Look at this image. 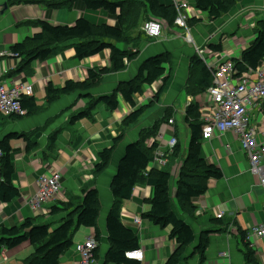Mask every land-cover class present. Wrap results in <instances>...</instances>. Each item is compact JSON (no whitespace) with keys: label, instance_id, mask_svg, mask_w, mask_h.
I'll return each mask as SVG.
<instances>
[{"label":"crops","instance_id":"0c3cea01","mask_svg":"<svg viewBox=\"0 0 264 264\" xmlns=\"http://www.w3.org/2000/svg\"><path fill=\"white\" fill-rule=\"evenodd\" d=\"M15 1L18 0H0V85L7 88L17 85L31 86L32 96L27 98H33L36 105L43 108L46 106L45 88L48 84L58 89L62 88L68 81L83 82L87 79L88 70L109 66V51L79 61L75 58L74 50L68 47L46 61L32 62L28 67L32 71L29 76L26 75L28 72L25 70L13 74L17 70L19 60L15 57L16 55L10 52V47L40 31V29L34 27H16L17 23L45 20L56 26H72L77 19L82 17L93 23L100 21V23H106L110 26L114 25L111 20H107L108 22L98 20V18L105 19L106 14L90 12L80 6L48 12L44 4L22 3L13 7L9 5ZM35 1L48 2L50 0ZM168 2L170 3L169 0ZM241 3V7L238 3V6H235L228 14L213 20L215 33L209 36L207 31L205 33L204 30H200V27L203 26L200 21L203 20L204 13L195 10V0H187L191 13L198 14L190 15L189 18L196 21L191 27L189 26V29L196 28L195 31L189 30L184 33L183 29L177 26L169 28L161 24V35L157 38L158 40L155 39L157 41L154 44L141 46V53L139 52L132 61H129L123 71L104 76L100 83L89 92L95 97L111 95L119 83L132 80L138 75L144 60L160 53H171L173 61L166 68L167 82L159 100V106H162L163 110L169 109V117L166 123H161L158 136L150 140L148 145L155 142V151L163 150L166 148V143L171 138H175L181 149L180 157L176 159L178 160L176 166H173L171 172H169L172 176L170 200L172 201L173 212L176 215L178 214L177 216L183 217V220L191 226L195 240L186 249L180 264H199L198 257L193 255V250L198 243L200 233L205 230L218 231L212 233L209 237L205 264H246L240 250L242 245L238 233H246L247 230L264 223V196L261 188L258 181L249 172L248 159L238 138L228 132L215 133L210 140L202 141V157L217 166L222 172L220 180H210L208 182L206 193L196 202L197 214L203 217L192 220L182 214L176 204L173 203L178 172L188 152L190 132L185 122L186 110L191 104H197L203 118L209 108H204L206 98L209 99L206 93L203 94L204 99L203 97L189 96L185 93L184 87L189 77L188 64L192 57H197L195 48L207 47L210 49V45H219L221 51H212L203 55L204 59L200 58L206 67L209 64L216 67L227 59L233 64L232 59L239 58L241 51L255 39L256 25L260 22L264 23V0H242ZM179 30L180 33H178ZM223 46H226L228 50L225 51ZM181 58H186L189 62L181 64L178 62ZM175 66H178L177 70L173 69ZM207 69L210 73L212 72L208 67ZM250 73L253 72L242 76ZM160 86L161 82H157L150 87L146 86L142 97L136 96L134 98L136 106L148 104L154 93L152 88ZM85 103L86 100L80 98V93L75 92L60 98L54 103L47 104L48 108L42 109L40 112L26 115L14 121H0V141L8 133H27L45 125L44 131L33 142L34 148L28 151L22 140L10 142L13 150L11 154L14 168L13 183L19 190L20 197L10 203L0 202V228L18 226L26 219H31L36 226L49 225L54 228L60 223L65 213L50 215L51 209L58 206L59 202L63 200L81 195L83 185L91 179L92 169L98 161V154L103 149L111 146L113 139L118 135V127L122 120L132 111L131 107L123 102L120 97L118 108L113 112L107 111L103 105L97 106L91 120H80L71 127V130L79 137L76 150L79 157H74L75 159L70 162L65 160H68V156L72 155V153H69L71 149L67 148L70 144L64 137L59 136L56 151L50 153L47 159H43L41 149L48 135L67 125L69 121L70 116L65 112L69 110L70 106H74V110H81ZM259 105V103L253 102L247 106L253 127H259L263 122V113ZM155 121L156 119L148 120L128 132L116 146L109 166L97 177L94 188L100 201L97 222L99 240L96 241V256L90 264H107L105 255L109 250L110 243L107 235L106 219L113 203L109 186L117 171L118 164L124 156L126 146L137 141L140 130L151 127ZM169 121H172V123L170 124ZM200 121L202 125L203 120ZM171 155L168 157L167 165L163 170L168 168ZM150 164L149 166H151ZM57 171L63 176L62 195L60 198L44 203L39 211H31L25 204V200L37 192V180L41 176H49ZM152 195L153 191L150 187L146 185L136 186L132 191L130 200L125 201L121 208L122 223L135 231L139 237V249L143 252V259L140 262L135 261L138 264H164L175 249L174 241L169 238L170 228H160L142 220L141 214L148 212L150 209L146 201ZM221 213V218L230 222L227 231H220L223 225L209 222V219L217 218V214ZM135 221H139L138 224ZM89 237L94 238V230L80 228L74 235L73 246L63 254L59 264H76L79 255L75 250V245L83 243ZM246 242L253 250L257 263L264 264V238H250ZM32 252L33 248L29 243H24L11 251L3 250L0 264H22V261ZM222 254H225L226 257H221Z\"/></svg>","mask_w":264,"mask_h":264},{"label":"trees","instance_id":"16d2710c","mask_svg":"<svg viewBox=\"0 0 264 264\" xmlns=\"http://www.w3.org/2000/svg\"><path fill=\"white\" fill-rule=\"evenodd\" d=\"M241 1L195 0L194 7L197 12L204 13L208 19L213 21L228 14ZM22 3L44 4L48 12L80 6L90 12H102L114 22L113 26L106 23L94 24L81 17L72 26H56L45 20L16 24V27H34L40 31L10 47V52L16 55L15 57L19 60L17 70L13 74L25 70L28 72L26 75L29 76L32 71L28 67L32 62L46 61L68 47L74 50L75 58L79 61L109 51V66L88 70L85 81H68L58 89L51 84L46 86V104L54 103L75 92L80 93V98L86 100L85 107L69 118L65 128L54 131L49 137V148L55 145V138L60 131L70 130L73 132L71 127L75 123L83 119L91 120L94 110L99 105H103L107 111L113 112L118 108L120 97L132 109L118 127L119 134L113 139L111 146L98 154V161L92 169L91 179L83 185L81 195L72 196L66 202H59L58 206L51 209L50 215L66 212L58 227L50 230L49 225L36 226L31 219H26L18 226L0 228V257L3 250L11 251L24 243H29L33 252L22 261V264H59L63 254L73 246L74 235L80 228L93 229L94 240H99L97 222L100 201L94 188L97 177L109 166L113 152L117 144L122 141L125 131L137 124L144 113L159 102L167 82L165 72L171 63L170 55L165 52L144 60L138 75L132 80L119 83L111 95L94 97L89 92L100 83L104 76L123 71L126 64L138 55V51L134 49L143 39L140 35L143 32L138 30L140 23L156 21L171 28L175 26L178 12L173 5L162 4L159 0H50L48 2L18 0L9 5L13 7ZM140 10H144L143 16H139ZM135 13L137 14L135 15ZM195 22L194 19H190L187 21V26L189 27ZM254 32L255 39L241 51L238 59H232L235 79L240 78L243 74L257 71L264 62V23H258ZM118 44L129 46V49H121ZM209 47L211 51H221L219 46L210 45ZM190 65L188 81L184 87L185 93L189 96L205 94L212 84L210 71L196 56L191 58ZM157 82H161V86L154 92L150 102L137 107L134 98L142 96L146 86L150 87ZM21 106L26 110L27 115L37 113L41 109L33 98H22ZM18 118L22 117L0 116V121H14ZM201 119L200 107L197 104H191L185 114V122L190 132L188 152L178 172L173 201L179 211L192 220L203 217L197 214L196 202L206 193L208 182L210 180L218 181L222 178L219 168L209 163L201 155L203 141ZM159 126L160 123H156L143 129L138 140L126 146L124 156L111 179L109 188L113 196V203L106 219L110 243L109 250L105 255L107 264H138L128 260L126 253L139 249V237L135 231L124 226L120 213L123 203L130 200L133 189L139 185H146L153 191L152 197L146 201L150 209L141 214L142 220L160 228H170L169 238L175 243L174 251L164 264H180L186 249L195 240L191 226L180 220L173 212L170 200L171 174L163 169H148L156 149V143L153 142L146 147L145 142L157 137ZM37 131L39 130L22 134L8 133L0 141L2 177L0 202L10 203L20 197L19 190L13 183L14 168L11 160L13 150L10 142L22 140L28 151L35 146L32 138ZM180 154L181 149L177 145L169 158V164L171 160L179 159ZM209 222L223 225L220 231H227L230 225L229 221L222 218H211ZM217 232L205 230L200 233L198 243L193 250V255L198 257L199 264H205L209 237L212 233ZM238 235L245 263L258 264L253 250L245 240V232H239ZM94 256H96V251H94Z\"/></svg>","mask_w":264,"mask_h":264},{"label":"built area","instance_id":"2783aa9c","mask_svg":"<svg viewBox=\"0 0 264 264\" xmlns=\"http://www.w3.org/2000/svg\"><path fill=\"white\" fill-rule=\"evenodd\" d=\"M170 3L178 12L175 25L188 31L189 12L187 10L190 7L184 0H170ZM144 29L148 37L157 39L161 35L162 26L156 21H147ZM207 67L212 71L213 82L212 86L206 91L210 106L207 109L206 116L202 118V140L208 141L215 133L222 134L224 132L231 133L234 137H237L248 159L249 172L258 181L264 196V63L257 71L244 75L239 79L233 78L234 67L228 59L222 61L216 67L211 64L207 65ZM31 96V86L17 85L7 88L4 85H0V116H25L27 112L21 106V99ZM253 102L260 104L259 107L263 113V122L259 127L251 125L247 111V106ZM169 123L171 124L172 121H169ZM176 145L177 140L171 138L166 143L165 149L155 151L149 169H164L167 165L168 157L173 153ZM37 185V192L30 198L32 199L29 207L31 211H39L44 203L60 198L62 192L61 174L57 171L50 176H41L37 180ZM221 216L222 213L217 214V218H221ZM250 238H264V223L246 231L245 240L249 241ZM96 246L97 244L93 237L87 238L83 243L76 244L75 250L79 255V260L76 264H90L93 261ZM221 257H226V255L222 254ZM126 258L140 262L143 259V252L140 249L134 250L126 253Z\"/></svg>","mask_w":264,"mask_h":264},{"label":"rangeland","instance_id":"374dc122","mask_svg":"<svg viewBox=\"0 0 264 264\" xmlns=\"http://www.w3.org/2000/svg\"><path fill=\"white\" fill-rule=\"evenodd\" d=\"M162 4H165V5H168V4H171V3H169L168 2V0H159ZM166 1V2H165ZM170 1V0H169ZM184 2H186L187 3V0H184ZM242 3L241 2H239V7H241L240 5H241ZM236 6H238V4L236 5ZM190 7V6H189ZM235 7V6H234ZM191 9V8H190ZM190 9H188L187 10V12H189V15H198L197 13H195V12H192L191 13V10ZM137 13H135V15H136ZM138 14H139V16H143V14H144V10H140V12H138ZM192 17V16H191ZM199 17H200V15H199ZM202 18H203V20L202 21H200L201 23H203V26H201L200 27V30H204V32L206 33V31H207V35H212V34H214L215 32H214V29H215V24L213 23V21L212 20H210V19H208L207 18V16L204 14V16H202ZM98 20H101V22H104V21H110V19L107 17V15H105V19H101V18H98ZM144 20V19H143ZM154 20V19H153ZM107 21V22H108ZM112 21V20H111ZM100 23V21H98V22H94V24H99ZM143 23V22H142ZM142 23H140V25H139V31L140 32H143V34L142 33H140V35H141V37H143V39H142V41H141V43L138 45V46H136L137 48H135L134 50H137L138 51V53L140 52L141 53V51H140V47L141 46H143L144 44H146V45H149V44H154L157 40H155V39H152V38H150V37H148V35H147V33H146V31H145V29H144V25H145V23H143V25H142ZM159 23V22H158ZM160 24V23H159ZM161 25V24H160ZM163 25V24H162ZM161 25V26H162ZM191 25H193V24H191ZM191 25H189L190 27H191ZM180 29H182L181 27H179ZM189 28V27H188ZM187 28V29H188ZM199 28V27H198ZM198 28H197V30H198ZM174 29V28H173ZM189 30H192V31H195L196 30V28H192V29H188V31ZM188 31H186V32H188ZM183 32L185 33V30H183ZM178 33H180V30L178 31ZM145 36V37H144ZM147 38V39H146ZM219 46V45H218ZM118 47L119 48H121V49H126V48H128L129 49V46H126V45H121V44H118ZM223 49L225 50V51H227L228 49H227V47L226 46H223ZM195 52H198V53H196V55H197V57H198V59H200V58H203V55H206V54H209V53H211L212 51L210 50V49H208L207 47H202V48H196L195 49ZM165 53V52H164ZM167 53H169V52H167ZM169 55H170V58H171V61H173L172 60V55H171V53H169ZM178 62H180L181 64H185V63H187V62H189V60L188 59H186V58H181V59H179V61ZM189 68H191V65H190V63L188 64V71H189ZM173 69H175V70H177L178 69V66H175ZM188 81V80H187ZM153 90H154V92H156V90L158 89L157 87H153L152 88ZM145 92V91H144ZM154 94V93H153ZM198 97H203V99H204V95L203 94H199V95H197ZM95 97V96H94ZM142 97V96H141ZM152 98V97H151ZM206 98V97H205ZM209 99H207L206 98V103L204 104V108H207V107H209L210 106V101H208ZM84 107H85V105H84ZM83 107V108H84ZM46 108H48V106H47V104H46V106H44V108H41L38 112H40L42 109L43 110H45ZM74 106H70V108H69V110L68 111H66L65 113L68 115V116H74V115H76V113L78 112V111H80V109H75L74 110ZM83 108H81V110L83 109ZM163 107L161 106H159V102L156 104V105H153L152 106V108L150 109V110H148V111H146V113H145V115L144 116H142L140 119H139V121H138V123L137 124H135L134 126H132V127H130L129 129H127L126 131H125V133L123 134V138L127 135V133L128 132H130L133 128H136V127H138L139 125H141V124H143V123H145L146 121H148V120H155L156 119V121L152 124V126L154 125V124H156V123H160V125H161V123H166V121L168 120V117H169V109H165V110H163L162 109ZM163 112V113H162ZM163 114V115H162ZM27 115V114H26ZM25 115V116H26ZM159 115H162V116H159ZM25 116H23V117H25ZM159 116V117H158ZM10 117V116H9ZM17 117V116H16ZM69 117V118H70ZM200 123H201V121H200ZM66 126V125H65ZM65 126H63L62 128H58V130H60V129H64L65 128ZM44 127H45V125H43V126H41V127H37V128H35V129H33V130H31V131H28L27 133H29V132H32V131H34V130H36V129H38L39 131H37V133L33 136V140L34 141H36V138H37V136L38 135H40L43 131H44ZM160 127V126H159ZM146 128H149V127H146ZM146 128H143V129H146ZM143 129H141L140 130V132L143 130ZM57 130V131H58ZM140 132H139V135H140ZM117 133H118V131H117ZM53 133H51V134H49L48 135V137H47V140L45 141V143H44V145H43V147H42V152H43V156H42V158L43 159H47L48 158V156H49V154L50 153H53V152H55L56 151V149H57V141H58V137L60 136V137H64L65 139H66V141L70 144V146H67V148H69V149H71V150H69V153H72V155L71 156H68V160L67 159H65L66 161H68V162H70L71 160H74L75 158L74 157H79V155H78V153H77V148H78V141H79V137H78V135H76V133H74V132H70V130L69 131H60L58 134H57V136H56V143H55V145L53 146V147H51V148H49L48 147V145H49V141H48V139H49V137L52 135ZM119 134V133H118ZM158 134H159V130H158ZM158 134H157V136H158ZM215 135V134H214ZM33 141V142H34ZM150 141V139L149 140H147L146 142H145V146L146 147H148V142ZM182 144V143H181ZM118 145V144H117ZM76 151V152H75ZM178 160H176V159H173V160H171L170 161V164H169V166H168V168H166L165 170H168L169 172H171V168L173 167V166H176L175 164H176V162H177ZM61 174V173H60ZM50 176V175H49ZM62 179H63V176H62V174H61V195H62V193H63V190H62ZM35 195V194H34ZM34 195H32L31 197H33ZM31 197H29L28 199H26V205L28 206V207H30V202H31V200L32 199H30ZM68 200V199H67ZM67 200H63L62 202H66ZM173 209V208H172ZM62 213H65L66 214V212H62ZM178 215V214H177ZM179 217V219L180 220H182V221H184L183 220V217H181V216H178ZM136 222V221H135ZM139 222V221H138ZM185 222V221H184ZM186 224H188L187 222H185ZM136 224H138L137 222H136ZM189 225V224H188ZM59 226V224L56 226V227H58ZM56 227H54V228H51L50 230H53V229H55ZM77 233V232H76Z\"/></svg>","mask_w":264,"mask_h":264},{"label":"clouds","instance_id":"9594fccd","mask_svg":"<svg viewBox=\"0 0 264 264\" xmlns=\"http://www.w3.org/2000/svg\"><path fill=\"white\" fill-rule=\"evenodd\" d=\"M176 26V25H175Z\"/></svg>","mask_w":264,"mask_h":264}]
</instances>
